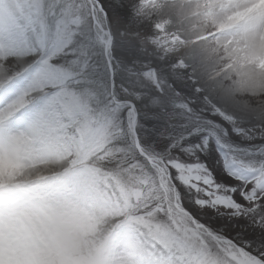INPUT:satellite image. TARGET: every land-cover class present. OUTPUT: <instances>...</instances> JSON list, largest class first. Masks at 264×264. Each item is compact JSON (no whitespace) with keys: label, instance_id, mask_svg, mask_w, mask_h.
Instances as JSON below:
<instances>
[{"label":"rangeland","instance_id":"obj_1","mask_svg":"<svg viewBox=\"0 0 264 264\" xmlns=\"http://www.w3.org/2000/svg\"><path fill=\"white\" fill-rule=\"evenodd\" d=\"M11 1L14 13L0 2V75L10 105L0 116V264H237L212 227L235 235L224 238L233 251L264 260V110L247 120L232 108L264 105V91L245 77L264 63L241 34L263 0H223L222 18L211 13L194 24L199 34L228 28L201 37V63L187 56L159 0ZM156 54L162 64L147 59ZM160 80H170L176 96L189 93L190 81L214 112L218 136L196 128L181 139L176 131L198 124L187 109L178 120L148 123L150 140L135 113L151 120L163 107L146 91L163 89ZM17 116L38 123L39 134L17 132ZM105 188L115 199L108 211L94 195ZM134 233L152 241L150 262L115 256L119 234Z\"/></svg>","mask_w":264,"mask_h":264},{"label":"bare ground","instance_id":"obj_2","mask_svg":"<svg viewBox=\"0 0 264 264\" xmlns=\"http://www.w3.org/2000/svg\"><path fill=\"white\" fill-rule=\"evenodd\" d=\"M4 1L5 10L9 11V13H14V10H16L17 5L13 3L11 0H2ZM161 3V7H163V10L168 11V18L173 22V28L179 33L180 41H182L186 48V54L187 56L192 60H197L200 63L202 62L201 59L203 57V53L199 52V49L201 45L205 44L207 40H204L209 35L210 40H214L215 38L221 36L228 28H222L220 29L215 26L213 29L211 28L210 32H203V33H197V30L194 27V24L201 21L202 19H205V17L210 16L211 13L216 14L219 16V18H222V16L225 14L227 6L225 5V2L223 0H159ZM200 1V3H199ZM1 2V0H0ZM253 3V2H252ZM264 3V0H263ZM249 6V11L251 12H257L255 8ZM232 9L229 11L232 13L234 7L231 6ZM165 8V9H164ZM27 10V9H26ZM19 11V9L17 10ZM20 14L22 16H27V11L25 12V9L21 7ZM17 15V12L15 13ZM14 15V16H15ZM216 19V18H215ZM252 21L247 22V24L251 23L249 26L246 25V30H242L241 34L244 35L245 39H250V43L244 42V44L247 43V45L255 48V51L259 52L258 56L260 60L264 63V7L262 8L261 12L254 17ZM222 21V20H221ZM246 22V21H245ZM18 24V22H17ZM219 24V23H218ZM12 26V25H11ZM21 25V29H22ZM185 27V29H184ZM209 33V34H207ZM202 36H205L204 38H201ZM200 38V39H199ZM219 46L223 45L219 42H216ZM222 48V47H220ZM205 54V53H204ZM226 60L227 62H230L229 58L224 57L220 60ZM256 68L249 69L247 75H245L246 79H249V83H252L255 89L254 92H263L264 91V69L259 68L256 64H253ZM28 71L24 73L22 76L25 80L26 75ZM239 76V75H238ZM243 75H240V79L243 80ZM9 77V76H8ZM8 78L7 76L0 75V116L7 115L8 109H10V105H7L6 98L8 97L7 90H9L8 85ZM22 80V78H21ZM219 80V79H216ZM20 81V80H17ZM10 84V83H9ZM11 87V86H10ZM234 93L236 91H233ZM229 95L227 92H223L221 96V100L225 105H229ZM231 105V104H230ZM229 105V106H230ZM233 111H237L240 118H252L254 116H257L260 112H263V107H260V110H251L248 112H244L243 109L238 110L239 108H236L235 105H232ZM231 108V109H232ZM30 119V118H29ZM248 120V119H247ZM14 128L17 132H20L23 135L30 136L31 132L35 131L39 134V124L35 122V124H32L31 120L26 122L25 117L23 116H17L13 119ZM38 124V125H37ZM50 155V158H52V155ZM48 155V156H49ZM55 155V154H54ZM108 192V193H107ZM102 194V195H101ZM94 195L98 199L96 201L97 209H102L105 211H108L111 204H114L115 199L111 198V191L107 190L106 188L102 191H96ZM90 199V198H87ZM93 203L90 201L88 202V205L90 207H93L94 211L95 208L92 205ZM114 231L111 232V235H113ZM107 237H109L107 235ZM120 243V245H116V253H121L122 251L126 253L130 257L135 258H142V260L146 262H150L149 260H153L152 254L153 252L150 250L149 246H153V243L150 239H148L146 236L140 234V233H134V234H119V238L117 240V243ZM129 242V246H124ZM123 253V254H124ZM151 263L153 264H177L178 260L174 259L173 262L166 261H156L153 260Z\"/></svg>","mask_w":264,"mask_h":264},{"label":"trees","instance_id":"obj_3","mask_svg":"<svg viewBox=\"0 0 264 264\" xmlns=\"http://www.w3.org/2000/svg\"><path fill=\"white\" fill-rule=\"evenodd\" d=\"M115 43H116V38H115V41H114V45H115ZM150 50H151L152 54H153V52L155 53L153 48H151ZM115 52H116V56L118 57L119 51H118L117 48H115ZM159 58L160 57H158V54H156L154 59H153V57H150V56H148L147 59L148 60L157 59V62L162 64L161 59H159ZM137 59H141V57H139ZM137 59H135L134 62H138ZM164 63H165L166 66H170L171 65V63L169 61L168 62H164ZM101 64H102L104 70L107 71V65L105 63V57L102 58V63ZM172 64H173V62H172ZM174 69H175V67H174ZM176 71H182V69L177 68V69H175V72ZM185 72L186 71H184V74H179V75L181 77L186 76L187 74H185ZM117 77L119 78L118 75H117ZM160 81H162L161 83L163 85V89H161V88L157 89L155 86L150 85L149 88L146 91L147 92L151 91L152 93L156 94L157 97L162 98L164 100V105L158 111H155L153 113L154 119L150 120L147 117H145L144 118L145 122H147V123H151L152 122V123L157 124V120L158 119H162V118L164 119L165 123H166V121L169 122V120L171 118L178 120L180 114L184 110L188 109V111H186L187 115L192 117L190 123L194 122V123H198L197 125H201L202 124V125H205L207 127H214L215 129H217V126L213 124V121H214V119H216L215 118L216 116L211 114L212 111H211L210 106L205 102V100L203 99L202 95L199 92H197L191 86L190 81H188V84H187V88L190 89L189 93H186V91H182L179 96H176V95L172 94L171 88H170V85H171L170 80H167V82L165 80H160ZM147 92H145V94ZM184 92L186 93V97H188V104H187V102L185 100L186 97H184V99H183L184 102H185V105L180 103V101L182 100ZM162 110H164V111H162ZM156 112H160V114L154 115ZM184 115H185V113H184ZM144 116H145V112L143 111L141 113V117L143 118ZM158 124H161V122L158 123ZM218 131H221V130H218Z\"/></svg>","mask_w":264,"mask_h":264}]
</instances>
